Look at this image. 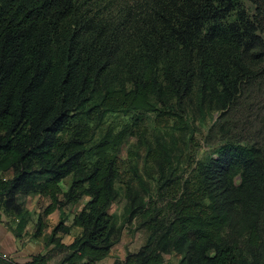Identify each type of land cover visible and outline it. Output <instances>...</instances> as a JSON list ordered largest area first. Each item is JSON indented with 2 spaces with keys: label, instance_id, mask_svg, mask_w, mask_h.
Segmentation results:
<instances>
[{
  "label": "trees",
  "instance_id": "16d2710c",
  "mask_svg": "<svg viewBox=\"0 0 264 264\" xmlns=\"http://www.w3.org/2000/svg\"><path fill=\"white\" fill-rule=\"evenodd\" d=\"M246 1L0 0V211L16 239L32 221L27 199L39 196L48 205L30 239L61 252L57 264L105 260L119 233V156L144 129L133 120L99 130L107 115L153 114L168 131L143 154L155 198L135 169L124 183L127 221L144 242L113 264L171 254L179 264H264V0ZM213 114L214 156L173 177L171 160Z\"/></svg>",
  "mask_w": 264,
  "mask_h": 264
},
{
  "label": "rangeland",
  "instance_id": "374dc122",
  "mask_svg": "<svg viewBox=\"0 0 264 264\" xmlns=\"http://www.w3.org/2000/svg\"><path fill=\"white\" fill-rule=\"evenodd\" d=\"M83 1V0H82ZM101 2V0H96L97 2ZM239 2L246 4V0H238ZM103 6V3L100 5ZM99 6V7H100ZM101 8V7H100ZM206 124L203 125L201 123L200 131L193 130L194 141L192 144H188L185 148L183 147L182 155H180L177 159H172L171 163L173 164V168H175V175L173 177H186L189 174L191 167L189 165L192 164V161L196 162H205L209 157L214 156L212 145L214 140H207L206 135L209 126L217 119V114H213L211 117H207ZM135 120L138 124H141L140 128L144 129L143 131V140L140 142H136L131 140L128 145L124 146L120 153L121 159V181H119L115 188L118 190L120 194V200L114 204L111 208V215L114 218L115 224L118 228V235L115 239L114 245L109 256L103 260L100 264H113L115 261H121L124 259L127 253L136 252L144 242V235L142 232L136 229L137 220L136 218H132L131 221H127L126 217V208L127 202L125 200V191H124V183L128 182V180L132 177V173L135 170L138 171V175L140 176L141 181L145 184L149 195L152 199L155 198L156 192V169L155 167L148 163L144 162L143 154L147 146L154 145L157 140L161 142H165L168 138L167 133L163 129L155 128L153 124L154 115L153 114H140V113H132V114H115V115H107L104 124L100 128L99 131H103L107 127H111L113 129H120L124 124H130ZM140 129V130H141ZM194 167V165H191ZM72 182V177H68L63 180L60 184L61 189L66 191ZM159 206H162L159 201L157 202ZM48 205V201L39 196H31L27 199V209L31 213L33 219L32 223L29 224L28 232L26 233L27 237L31 238L33 234L34 222L37 219V216L41 215L44 208ZM82 205L75 206H66L64 208L66 225H69L72 219V216L77 213L81 209ZM59 214L55 212L46 218L47 228L45 230V235H48L51 229L58 223ZM79 234L78 229H72L69 235L63 237V242L70 243L74 237ZM39 241L44 244V240L42 238ZM40 242V243H41ZM45 246V245H44ZM47 250L45 253L51 256V261L49 264H57L63 257L61 252H57L52 250V247H46ZM163 264H179V258L174 255H166L164 256Z\"/></svg>",
  "mask_w": 264,
  "mask_h": 264
},
{
  "label": "crops",
  "instance_id": "0c3cea01",
  "mask_svg": "<svg viewBox=\"0 0 264 264\" xmlns=\"http://www.w3.org/2000/svg\"><path fill=\"white\" fill-rule=\"evenodd\" d=\"M7 224H10L9 219L0 211V260L11 264H26L31 260L32 256L45 254L47 248L39 239L34 240L27 236L22 239H16L7 228ZM29 224L26 228L27 233H29ZM62 243L65 245L69 244V242L67 244L63 240Z\"/></svg>",
  "mask_w": 264,
  "mask_h": 264
}]
</instances>
